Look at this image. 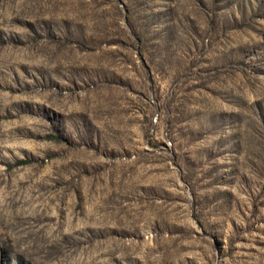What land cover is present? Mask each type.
<instances>
[{
    "label": "rangeland",
    "instance_id": "1",
    "mask_svg": "<svg viewBox=\"0 0 264 264\" xmlns=\"http://www.w3.org/2000/svg\"><path fill=\"white\" fill-rule=\"evenodd\" d=\"M0 264H264V0H0Z\"/></svg>",
    "mask_w": 264,
    "mask_h": 264
},
{
    "label": "trees",
    "instance_id": "2",
    "mask_svg": "<svg viewBox=\"0 0 264 264\" xmlns=\"http://www.w3.org/2000/svg\"><path fill=\"white\" fill-rule=\"evenodd\" d=\"M28 163V161H26V160H17L16 161V164H27Z\"/></svg>",
    "mask_w": 264,
    "mask_h": 264
}]
</instances>
